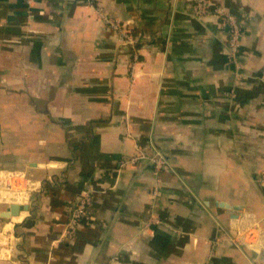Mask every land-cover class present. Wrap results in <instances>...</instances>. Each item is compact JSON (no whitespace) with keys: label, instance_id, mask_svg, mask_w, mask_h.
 I'll list each match as a JSON object with an SVG mask.
<instances>
[{"label":"crops","instance_id":"1","mask_svg":"<svg viewBox=\"0 0 264 264\" xmlns=\"http://www.w3.org/2000/svg\"><path fill=\"white\" fill-rule=\"evenodd\" d=\"M209 1L232 58L192 0H0V172L38 185L0 203V264H264V0ZM101 15L141 33L136 62Z\"/></svg>","mask_w":264,"mask_h":264},{"label":"built area","instance_id":"2","mask_svg":"<svg viewBox=\"0 0 264 264\" xmlns=\"http://www.w3.org/2000/svg\"><path fill=\"white\" fill-rule=\"evenodd\" d=\"M192 7L197 17H205L212 15L218 19H221L227 26V40L226 45L228 49L229 57H234L239 50V27L234 16L223 12L219 8L211 6L209 0H192ZM214 7V8H213ZM101 19L104 24L115 32L118 36V42L122 48L128 52V56L131 62L137 61V46L140 44L142 36L141 34H133L131 29L123 27L118 21L112 20L106 16L101 15ZM139 161H148L152 163L156 170L164 169L165 162L161 157L150 158L143 152L137 151L128 162L129 164H136ZM34 187H38L36 183L29 182L23 176V174L17 172H0V203L10 205L26 206L28 203L27 199L25 202H21V199L12 200L6 198V195L21 194L25 191H32ZM17 201V202H15ZM11 203V204H9ZM19 203V204H17ZM23 204V205H21ZM91 204L90 196L87 192H83L78 196L71 204L68 210V219L64 226V232L62 234L63 240L70 241L73 239L75 233L82 227L88 226L92 220L89 206ZM28 207V205H27ZM11 238V239H10ZM8 240H4L0 243V248L7 251H11L15 247L16 238L12 235ZM49 264V263H45Z\"/></svg>","mask_w":264,"mask_h":264},{"label":"water","instance_id":"3","mask_svg":"<svg viewBox=\"0 0 264 264\" xmlns=\"http://www.w3.org/2000/svg\"><path fill=\"white\" fill-rule=\"evenodd\" d=\"M219 207L221 208H231L230 206L220 203ZM28 210L27 206H19V205H10L6 212L2 214V218L9 219L11 217H17L20 212H26ZM231 210L238 211L237 207H232Z\"/></svg>","mask_w":264,"mask_h":264},{"label":"trees","instance_id":"4","mask_svg":"<svg viewBox=\"0 0 264 264\" xmlns=\"http://www.w3.org/2000/svg\"><path fill=\"white\" fill-rule=\"evenodd\" d=\"M131 30H132V29H131ZM132 33H133V34H138V33L141 34L140 32H138V31H136V30H135V31L132 30ZM141 36H142V35H141ZM226 40H227V39H226ZM138 46H139V45H138ZM138 46H137V48H138Z\"/></svg>","mask_w":264,"mask_h":264}]
</instances>
